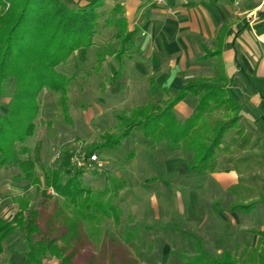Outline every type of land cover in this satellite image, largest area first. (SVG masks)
<instances>
[{"label": "rangeland", "instance_id": "obj_1", "mask_svg": "<svg viewBox=\"0 0 264 264\" xmlns=\"http://www.w3.org/2000/svg\"><path fill=\"white\" fill-rule=\"evenodd\" d=\"M76 1L85 3L84 0ZM177 3H181L180 0H174V4ZM163 5L161 7L166 9ZM106 9L102 4L92 8L98 16L92 46L73 54L56 70L70 80L69 122L61 113L58 94L42 91L32 102V105H39V112L34 121L35 134L24 143L29 152L17 156L13 166L0 168L3 183L12 182L17 173L16 162L23 156L35 163L42 179L41 167H51L61 161L63 150L87 155L91 146L100 144L105 133L118 134L126 130L119 116L127 119L132 109L146 105H157L162 110L172 99V93H163L155 87L149 91L151 85L146 80L129 74L130 67L140 60L134 41H143L146 37L137 27L132 37L134 41L120 43L123 35L111 37L104 27L108 18ZM155 12L148 6L142 11L141 19L149 22L164 19L160 11ZM106 50H112L116 56L100 64L97 53ZM1 90V97H10L11 82L4 83ZM193 101L197 100L186 98L183 103ZM1 107L4 108L0 105V111ZM215 119L227 121L218 116ZM154 126L155 122L141 124L114 150L93 153L100 160V167L86 164L83 169L76 170L82 171L76 179L92 190L98 204L105 209L113 205L121 214L118 226L112 212L107 215L96 210L88 213L91 216L87 218L89 226L80 220L82 217L76 216L80 221L78 229L73 231L64 250V256L70 257L67 264H186L198 254L199 248L217 257L225 250L240 254L244 243L256 245L257 236L251 231H264V205L254 204L247 212L230 210L258 200L252 188L264 182V160L259 157L264 137L241 119L232 123L223 139L224 144L217 151L216 172L196 177L188 174V159L181 150L169 148L163 140L158 141L153 136L156 131L148 134L147 128ZM238 128H242L243 135L251 134L243 150L235 146L241 140L235 135ZM235 137H238L236 143ZM258 139L259 145L249 151ZM225 144L228 150H223ZM261 152L264 155V150ZM225 168L233 172L225 173ZM74 171L71 170V176ZM238 179L242 182L236 187ZM115 186L120 190L113 195ZM233 187H236L235 192H229ZM106 190V194L100 195ZM5 195L6 192L0 193L3 200L0 218L8 221L17 208L9 198L5 199ZM55 196L45 200L38 195L32 200V207L39 211L40 236H54L64 226V218L72 217L63 201ZM69 207L76 209L74 203ZM127 229H134V238L130 241L126 238ZM23 251L22 238L16 234L4 243L0 264H25ZM45 264H59V261L47 256Z\"/></svg>", "mask_w": 264, "mask_h": 264}, {"label": "trees", "instance_id": "obj_2", "mask_svg": "<svg viewBox=\"0 0 264 264\" xmlns=\"http://www.w3.org/2000/svg\"><path fill=\"white\" fill-rule=\"evenodd\" d=\"M97 1L79 4L76 0H0V97L3 84L8 81L12 84L8 110L6 113L0 111V168L13 166L17 156L29 152L24 143L35 134L34 121L39 112V105H32V102L38 99L42 91L58 94L61 113L69 122L67 93L70 80L56 70L67 63L76 51L92 46L98 20L92 8ZM123 38L120 43L131 41L132 35L127 34ZM112 56H116L112 50L102 54L98 52L97 62L101 64ZM223 80V77L211 82L200 78L189 80L162 110L157 105H146L132 109L127 119L119 116L126 130L118 134L105 133L100 138V144L91 146L84 156L89 157L102 150H114L133 128L155 122V126L146 131L148 134L156 131L153 136L158 141L163 140L169 148L181 150L188 159V174L196 177L214 174L219 158L217 151L224 144L223 139L232 123L240 119V105L221 84ZM187 97H194L197 104L192 115L179 122L173 117L171 109ZM216 116L226 118L227 121L221 122L215 119ZM235 135L241 138L236 143L238 137H235V146L240 150L246 148L251 134L243 135L242 128H238ZM259 142L258 139L249 151L254 150ZM17 144L20 145L18 149ZM225 149H229L227 144ZM262 149L264 147H259V157L264 160ZM61 154L62 159L58 163L47 168L41 167L42 179L32 160H18L15 167L17 173L11 181L25 188L31 187L33 193L12 200L17 211L10 220L0 218V256L4 253V243L19 234L24 245L21 254L25 264H45L47 256L58 260L59 264H67L70 257L64 256V250L71 234L78 229L80 221L76 216L82 217L79 219L89 226L87 218L91 216L88 213L96 210L101 215H107L112 212L118 226L121 214L119 208L112 205L105 209L98 204L92 196V190L76 179L82 171H76L73 166L71 159L74 154L67 150ZM73 169L75 171L71 176ZM223 172L231 173L233 170L225 168ZM241 182L238 179L236 187ZM115 187L112 189L113 195L120 190V187ZM236 187L230 188L229 192H235ZM50 189L54 191L55 197L63 201L72 217L64 218V226L54 236H40L39 211L32 207V200L38 195L50 200L53 198L47 194ZM252 190L257 192V201L247 206L236 205L230 211L247 212L254 204L264 205V182ZM106 193L107 190L100 195ZM70 203L76 205L75 210L70 209ZM133 231L127 229L128 241L134 238ZM251 234L257 236L256 245L244 243L240 254L225 250L217 257H212L199 248L198 254L186 264H264V231H251Z\"/></svg>", "mask_w": 264, "mask_h": 264}, {"label": "crops", "instance_id": "obj_3", "mask_svg": "<svg viewBox=\"0 0 264 264\" xmlns=\"http://www.w3.org/2000/svg\"><path fill=\"white\" fill-rule=\"evenodd\" d=\"M164 2L166 9L152 0L97 1L107 6L104 27L111 37H133L136 27L146 37L143 41L132 40L140 60L130 67L129 74L146 80L151 85L149 91L155 87L173 96L189 80L211 82L223 77L221 84L240 105V119L264 137V0ZM148 6L160 11L164 19H141ZM118 76L122 78L123 74ZM10 99L0 98L2 113L7 112ZM184 100L171 109L179 122L188 119L197 104H184ZM18 160L29 159L23 156ZM31 191V187L0 181V193L6 192L5 199L11 202Z\"/></svg>", "mask_w": 264, "mask_h": 264}, {"label": "built area", "instance_id": "obj_4", "mask_svg": "<svg viewBox=\"0 0 264 264\" xmlns=\"http://www.w3.org/2000/svg\"><path fill=\"white\" fill-rule=\"evenodd\" d=\"M84 1H93V0H84ZM153 3L157 6H161L164 4V1L165 0H152ZM183 3H188L190 0H181ZM72 163H73V166L74 168H76V170H81L85 167L86 164H89V165H97L98 167L101 166V164L99 163L100 160L98 159V157L96 155H90L89 157H85L84 155H81V153H77V154H74L73 157H72ZM48 194L51 195V196H55V193L53 190H49L48 191ZM2 198L0 196V209L2 207Z\"/></svg>", "mask_w": 264, "mask_h": 264}]
</instances>
